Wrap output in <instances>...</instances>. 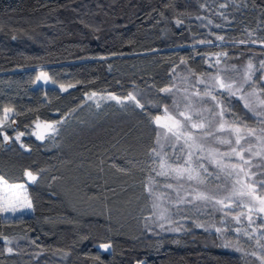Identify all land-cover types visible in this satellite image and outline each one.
I'll use <instances>...</instances> for the list:
<instances>
[{
  "label": "trees",
  "instance_id": "16d2710c",
  "mask_svg": "<svg viewBox=\"0 0 264 264\" xmlns=\"http://www.w3.org/2000/svg\"><path fill=\"white\" fill-rule=\"evenodd\" d=\"M249 39L264 40V0H0V119L5 109L13 114L4 130L10 147L0 136V176L10 185L26 184L27 172L37 177L28 184L32 214L0 212V264H260L192 225L151 227L145 186L157 133L151 117L164 113L147 102L171 106L159 89L190 88L177 73L215 72L217 53L259 67L264 46L235 43ZM40 72L46 90L36 89ZM133 91L147 115L86 100ZM45 123L59 131L36 140L31 133Z\"/></svg>",
  "mask_w": 264,
  "mask_h": 264
},
{
  "label": "snow or ice",
  "instance_id": "6c2138e0",
  "mask_svg": "<svg viewBox=\"0 0 264 264\" xmlns=\"http://www.w3.org/2000/svg\"><path fill=\"white\" fill-rule=\"evenodd\" d=\"M220 7L227 5L221 4ZM176 23L179 25L182 22L177 20ZM217 39L223 41L224 37L217 36ZM198 42L212 43L210 40ZM235 43H260L264 46V40L256 39L239 40ZM214 55L215 63H209L210 68L220 65V57H227L228 54L222 52ZM256 72H260L259 77H256ZM189 73L197 75L191 69ZM41 75L44 77L43 73ZM205 75L207 79L204 78ZM184 80L189 82L190 88L176 89L182 93V98L177 100L175 95L172 96L173 112H169L166 105L147 102L151 106L164 108L163 122L159 115L151 117V123L161 131L156 133L155 146L148 152L150 163L147 165L148 175L145 181L146 191L152 198V208L156 210L154 215L162 221L159 227L165 230L168 225L167 230L172 232H179L182 228L184 231H190L189 228H184L180 220L174 219L169 208L162 205V201L167 197L177 212H184V218L192 219L195 227L206 232L214 229L222 237L231 231L237 236L255 240V244L264 249V244H261L264 240V86H261L264 85V60L259 62V67L249 58L242 71L236 65H225L216 68L215 72L199 74L195 82L188 81V77ZM199 85H203V88ZM61 88L67 91L66 87ZM174 88L175 83L161 87L159 91L172 94ZM96 95L93 92L88 98L93 99ZM108 99L115 101L122 108L131 104L133 108H139L148 114L145 103L137 98L135 91L128 92L124 97L110 94ZM234 100L241 102L243 108L251 113L256 127L250 126L248 121L238 115ZM96 106L100 107L99 101ZM4 111L5 115L0 119V136H3V141H9L12 138L3 129L5 121L9 119L7 113L12 110ZM40 127L41 125L37 124V128ZM43 127L49 130L51 136L59 131L54 124L45 123ZM31 134L36 135L37 139L45 138L35 131ZM23 135L24 133L20 132L15 139L18 141ZM117 170L127 171L124 168ZM26 175L33 182L37 179L32 172H27ZM156 177L165 178L163 187L171 189L175 198L168 193L157 191L156 186L161 182ZM0 183L7 185L3 176H0ZM9 187L24 188L23 185ZM180 190H184L183 195ZM181 205L194 207L182 209ZM31 209V201L26 196L18 202L7 196L0 197V212L15 215L18 211ZM197 213H220L219 226L212 225L211 229L206 227L205 223L200 222ZM0 238L6 239L3 234H0ZM224 241L221 245L223 248L231 247L238 252L243 250L239 239L234 242L233 239L224 237ZM101 247L107 250L110 245ZM7 251L12 253L13 249L9 247ZM251 255L255 256L257 253L252 252ZM258 259L264 264V255L258 256Z\"/></svg>",
  "mask_w": 264,
  "mask_h": 264
},
{
  "label": "rangeland",
  "instance_id": "374dc122",
  "mask_svg": "<svg viewBox=\"0 0 264 264\" xmlns=\"http://www.w3.org/2000/svg\"><path fill=\"white\" fill-rule=\"evenodd\" d=\"M255 59L259 60V61H257V63L259 64V62L261 60H264V53L259 54V56H256ZM213 62L215 63V61H213ZM245 64L246 63H243V62L242 63L241 62L237 63V62H224V61H222V63L220 65H217L216 68H222L225 65H236L242 71ZM42 73L44 74V77H42V75H41ZM179 74H181L180 77H178ZM259 74H260V72H256V77H258ZM185 77H188V81H191V82H195L196 79H197V78H195V79L192 78L191 75H189L188 72H186V71L182 72V73L178 72L176 79L179 78L185 85H187V84H189V82L184 80ZM45 78H46L47 82H45ZM205 79H207V77ZM49 87H50V79H49L48 75L45 74L44 72H40L39 78H38V81H37V85H36V89H45L46 90ZM199 87L203 88V85H199ZM173 95L176 96L177 100H180L182 98V93L178 92L177 90L174 91L172 94H169V98H171V100H172V96ZM102 97H103V99H102ZM86 100H87V103L94 104L95 106H96V102L97 101H99L100 106H102L104 104H108V103H116L115 101H113L111 99H108L107 95H96V97H94L93 99H89L87 97ZM234 101H236V100H234ZM167 107H168L169 112H173L174 111L173 104H171V106H167ZM7 115L9 117V119L7 121H5L3 130L8 129L11 126V124H12V120H13L12 112H8ZM250 115H251V113H250ZM161 117H162V122H163L164 121V113H163V116H161ZM250 126L256 127L257 125L254 122V125H250ZM156 128H157V126H156ZM159 131H161V129L157 128V132H159ZM36 132L39 135H44L45 138L47 137L48 134H50L49 130L44 128L43 125H41L40 128H36ZM32 136L36 140L41 141V139H37L36 135H32ZM165 150L167 151L168 149L166 148ZM156 179L161 182L159 185L156 186L157 191L161 192V193H168L171 197L175 198V193L172 192L171 189H167V188L163 187V182H164L165 178L164 177H156ZM168 182L175 183V181H168ZM29 183H33V181L29 179V177H27V183L26 184H19V185H23L24 186L23 189H18V188L17 189H13V188L9 187L10 184H8V183H7V185H5L3 183H0V197L7 196L12 201L18 202V201H22L23 198L26 196L27 199L29 200V197H28V184ZM180 191H181V194L183 195L184 194V190H180ZM162 205L164 207L169 208L170 212L174 215V219L180 220L182 225H192L197 230H203L202 228L195 227L193 225V223H192V219L184 218L186 216V213L177 212L176 208L173 207L172 203L168 200L167 197H165V199L162 201ZM180 207L183 209V208H193L194 206L193 205H181ZM155 211L156 210H154L152 208V216L149 218L148 223H149V225L151 227L161 230L160 227H159V224L162 223V221H159L157 219V216L154 215ZM1 213H2V216H3L4 219H18V218H21V217L28 216V215L32 214V209L31 210H24L23 212H19L18 211L15 215H13L10 212H1ZM196 215L199 217L200 222L201 223H205V226L209 227L210 229H211L212 225L219 226L218 220L220 218V213H216L215 215H208V214L201 215L200 213H197ZM174 226H179V225H172V227H174ZM167 228H168V225L165 226V230H167ZM207 232L218 234V233H216L214 231V229H212L210 231H207ZM218 235L221 236L220 234H218ZM256 235H259V233H256ZM224 237L229 238V239H233L234 242H235V239H239L240 244H241L242 249H243L239 253H249V254H251L252 252H256L257 255H255V258H257V260H259L258 256L264 255V249L258 247L255 244V240H248L247 237L237 236L236 233L231 232V231L225 233L223 237L221 236L222 243L225 242L224 241ZM261 244H264V240L261 241ZM230 249L235 251L234 248L230 247ZM102 250L104 252H108L109 248L107 250L102 248ZM259 262L261 264L260 260H259Z\"/></svg>",
  "mask_w": 264,
  "mask_h": 264
},
{
  "label": "water",
  "instance_id": "95a60500",
  "mask_svg": "<svg viewBox=\"0 0 264 264\" xmlns=\"http://www.w3.org/2000/svg\"><path fill=\"white\" fill-rule=\"evenodd\" d=\"M14 126H16V123L15 122H14ZM10 145H11V139L9 141H5V146L6 147H10Z\"/></svg>",
  "mask_w": 264,
  "mask_h": 264
}]
</instances>
